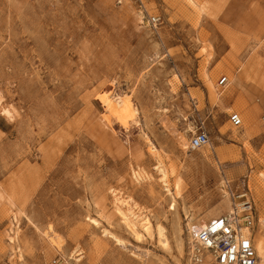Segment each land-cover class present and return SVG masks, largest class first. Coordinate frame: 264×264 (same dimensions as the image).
<instances>
[{
  "label": "rangeland",
  "instance_id": "rangeland-1",
  "mask_svg": "<svg viewBox=\"0 0 264 264\" xmlns=\"http://www.w3.org/2000/svg\"><path fill=\"white\" fill-rule=\"evenodd\" d=\"M145 1L156 29L132 0H0V264H185L188 222L227 212L224 191L247 192L264 240V0Z\"/></svg>",
  "mask_w": 264,
  "mask_h": 264
},
{
  "label": "built area",
  "instance_id": "built-area-1",
  "mask_svg": "<svg viewBox=\"0 0 264 264\" xmlns=\"http://www.w3.org/2000/svg\"><path fill=\"white\" fill-rule=\"evenodd\" d=\"M118 4L122 0H116ZM136 12L150 28L156 29L162 23L161 15L150 13L145 0H132ZM227 78L222 76L218 86H226ZM264 122V115L261 117ZM228 121L233 127L242 124L236 112L228 114ZM209 138L204 130L193 134L188 141L190 150H197L208 144ZM231 210L211 219L204 225L186 226L190 239L187 242L185 264H264V253L255 248L252 232L256 225L255 208L247 192L231 195Z\"/></svg>",
  "mask_w": 264,
  "mask_h": 264
},
{
  "label": "bare ground",
  "instance_id": "bare-ground-1",
  "mask_svg": "<svg viewBox=\"0 0 264 264\" xmlns=\"http://www.w3.org/2000/svg\"><path fill=\"white\" fill-rule=\"evenodd\" d=\"M110 105H112L114 107L116 115L119 116L120 118H125L127 116L126 99L124 96L116 95L113 98ZM233 138H237V135L235 134V136H233ZM219 164H217L218 169L220 168ZM157 168H158V171L160 173V178L162 180V183L164 184L163 187H164L165 191L171 194L170 189L168 188V185L166 182V177H167L166 172L160 166H158ZM219 171H220V169H219ZM179 186H180V184H179V180L177 178V180L175 181V190L177 192L180 191ZM222 193H223L222 198L224 199V200L223 199L222 200L228 201V204H229L228 210H231V207H232L231 202L229 201V199H227L229 193L227 191H224ZM114 204H115L117 214L122 219L126 228L129 230V232L134 236V238L137 241H141L142 238L146 237V236L152 237V235H153L152 230H154V228L152 227V224H151V222L147 216H145V215L140 216V214H138L137 212L134 211L133 206L127 200L121 199L120 197H114ZM169 210H175V199H172V203L169 206ZM205 222H206V220H202V221H199V223H202V224H196V225L202 226L205 224ZM94 223H95V221H94ZM190 225L191 224H189V222H188V226H190ZM155 232H156V235L158 238V242L161 244V246L163 248H166L167 247V240L164 236V229L161 226H157L155 229ZM109 235L112 236L111 234H109ZM114 240H116L117 243L121 244V241L119 239H117L116 237H114ZM255 248L259 254L264 253V240H258L256 245H255Z\"/></svg>",
  "mask_w": 264,
  "mask_h": 264
},
{
  "label": "crops",
  "instance_id": "crops-1",
  "mask_svg": "<svg viewBox=\"0 0 264 264\" xmlns=\"http://www.w3.org/2000/svg\"><path fill=\"white\" fill-rule=\"evenodd\" d=\"M219 80V79H218ZM217 80V81H218ZM218 85H217V83H216V87H217ZM218 88H222V90L224 91V89H225V86L223 87V86H219ZM220 91V93L219 94H221L223 91ZM219 97V96H218ZM253 113V115L251 116L250 115V113ZM256 112H255V108L254 107H252L250 110H248V111H246V114H245V116L246 117H248L249 119H251V120H253L254 119V117H255V115H257V114H255ZM206 223V222H205ZM197 224H202V223H199V222H197Z\"/></svg>",
  "mask_w": 264,
  "mask_h": 264
}]
</instances>
